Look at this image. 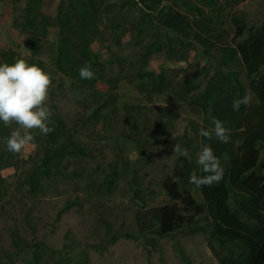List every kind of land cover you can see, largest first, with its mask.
<instances>
[{
    "label": "rangeland",
    "instance_id": "rangeland-1",
    "mask_svg": "<svg viewBox=\"0 0 264 264\" xmlns=\"http://www.w3.org/2000/svg\"><path fill=\"white\" fill-rule=\"evenodd\" d=\"M47 1L48 12L55 14L60 0ZM96 1L102 40L95 39L90 47L106 66L102 79L93 87L80 86L55 66L52 43L57 40L56 27L49 29L48 49L34 58L51 77L47 104L62 117L66 129H72L85 153L67 154L62 163L65 168L41 174L36 171L48 145L45 135L32 130L34 141L21 153L7 151V161L0 165V264H221L208 244L207 231L192 233L185 225L161 237L153 233L154 224L149 226L154 223L153 214L142 221L147 228L137 221L138 210L152 211L174 201L161 181L175 175V168H182L184 157L195 158L203 145L200 129H212L214 121L198 101V92L180 98L175 86L154 87L155 75L142 78L147 70L142 54L151 40L165 39L168 34L175 39L173 48L186 52L187 59L170 58L165 48L149 56V69L165 70L175 84L189 79L195 69L202 73L209 69L202 87L209 92L210 104H217L220 110L236 99L234 78L239 77L250 106L255 100L235 47L251 33L237 36L236 27L242 20L250 30L264 28V0H245L219 14L204 7L214 21V33H223L213 39L188 27L179 30L173 26L175 22L170 24L172 28H162V11L172 4L170 0L148 10L142 25L138 6L129 4L119 12L121 0ZM26 2L0 0V62L10 55L25 60L32 56L28 33L14 26L22 19ZM179 11H186L181 3ZM121 20L127 22L125 34L118 28ZM114 35L120 36V43ZM181 37L192 45H177ZM8 126L11 131H24L15 123ZM173 138L179 143L190 141L180 145L188 155L174 153ZM233 140L230 136L228 143L236 144ZM260 153L264 157V145ZM114 167L118 174L109 186L107 178ZM186 171L183 189L203 203L199 187L190 182L195 170ZM32 179L36 182L31 184ZM179 204L181 212L190 215ZM198 221L212 228L206 214ZM113 235L118 236L115 242ZM256 264H264V246Z\"/></svg>",
    "mask_w": 264,
    "mask_h": 264
},
{
    "label": "trees",
    "instance_id": "trees-1",
    "mask_svg": "<svg viewBox=\"0 0 264 264\" xmlns=\"http://www.w3.org/2000/svg\"><path fill=\"white\" fill-rule=\"evenodd\" d=\"M26 5L22 9L20 21H15L14 26L22 28L28 33V42L32 50L31 58L26 61L37 64L38 55L42 54L50 42H47V35L50 27L58 28L57 40L52 43L54 49L53 62L55 66L69 74L73 81H77L80 86L93 87L104 77L105 64L101 62L98 55L91 50V44L96 39L102 40V31L98 26L99 9L96 0H60L56 6V13L51 15L47 10L49 5L47 0H26ZM163 0H121L119 12L124 10L129 4L139 8L141 16H148V10H154ZM172 4L162 11V28H172L179 30L188 27L191 32L199 35H206L210 38L222 37L223 33L215 34L214 21L211 14L205 11L204 7H210L213 13H221L228 6L237 5L245 0H198L201 6L193 4L192 0H170ZM67 2V4H66ZM180 3L186 9L179 11ZM195 3V2H194ZM141 4V5H140ZM141 6V7H140ZM71 14H69L70 12ZM191 14V15H190ZM217 14H214L217 15ZM168 17H173L170 20ZM161 20V19H160ZM125 21L118 23V28L123 34L126 32ZM114 32L115 27H111ZM139 28H137L138 30ZM161 29V28H160ZM246 31L250 32V37L244 42H239L235 51L240 55L241 61L249 79V92L255 103L248 106L241 104L239 111H233L232 103L222 110L217 104H210L209 92L202 87L204 74L209 73L206 69L204 73L195 69L191 77L183 83L175 84L174 79L168 77L165 70L159 73L148 68V58L154 53H158L167 48L170 58L187 59L186 52L183 54L179 48L175 50L173 44L175 39L166 35L165 39H153L145 47L142 54V65L147 69L141 77L154 76L156 88H168L175 86L176 95L184 97L188 92H198L196 95L201 105L209 112L210 119H219L229 130L230 136L236 144L221 143L215 136L203 138L202 147L210 145L214 154L220 161L223 168V178L219 182L211 185L202 184L199 189L204 198L203 203H198L195 197L187 189H183L182 181L191 167L195 170L194 179L203 177L200 168L195 164V158L184 157V165L181 169L175 168V175H167L161 181V186L166 194L174 200L152 211L143 209L137 212V221L142 223L143 219L154 215V224L157 229L153 233L164 237L174 231L190 226L189 230L208 232V244L221 264H254L258 258L261 247L264 243V157L261 156V148L264 145V28L248 29L247 24L242 20L237 22L236 35L242 36ZM115 36V35H114ZM117 43L121 38L115 36ZM177 45L189 47L191 42L184 38L177 39ZM140 44V42L138 43ZM179 51V52H178ZM19 57V56H18ZM15 57L8 56L6 62H13ZM21 58V57H19ZM42 65V62H39ZM221 62H219L220 64ZM85 65L90 66L95 74L94 79L84 80L80 78L79 69ZM236 99L245 95V88L239 77L234 78ZM202 87V88H201ZM202 90H201V89ZM175 89V88H174ZM176 90V89H175ZM106 104L101 107L106 106ZM217 105V106H215ZM52 111V110H51ZM95 114V113H94ZM51 127L53 131L45 135L48 145L44 147V156L36 172L45 174L51 170L59 172V168L64 167L63 158L67 154H72L79 150L85 153V148L75 140L72 129H66V123L59 115L52 111ZM211 131V129L209 130ZM11 132L9 126L0 123V146L3 138ZM38 130H34V133ZM41 135V134H40ZM175 144H190L188 141L179 143L177 139H171ZM187 142V143H186ZM70 144L73 148H70ZM4 148V149H3ZM5 146L0 148V165L7 159ZM66 166V165H65ZM117 170L114 167L109 173L107 184L113 185ZM178 178V179H177ZM2 181V178H0ZM36 182L31 180V184ZM28 184V180L26 181ZM179 203L190 215H184ZM151 213V214H150ZM202 214L210 219L212 228L209 229L199 224L198 218ZM147 228L146 223H142ZM152 230V229H149ZM126 237L129 235L126 234ZM118 236L113 235V241Z\"/></svg>",
    "mask_w": 264,
    "mask_h": 264
},
{
    "label": "clouds",
    "instance_id": "clouds-1",
    "mask_svg": "<svg viewBox=\"0 0 264 264\" xmlns=\"http://www.w3.org/2000/svg\"><path fill=\"white\" fill-rule=\"evenodd\" d=\"M79 75L84 80H91L95 77L88 65L79 69ZM51 83L50 75L42 67L29 63L23 58H14L11 63L0 62V123L5 126L15 123L24 130L23 132L13 130L3 138L7 151L21 153L26 145L34 141L32 130H38L41 135H47L53 131L52 111L47 104ZM248 102L249 95L246 93L244 97L233 101V111H239L240 105ZM212 124L211 131L201 128L199 134L205 138L215 136L219 142L228 143L230 134L224 123L217 119ZM174 153L188 155L179 144L175 145ZM195 164L206 174L196 179L190 178V182L195 183L197 187L202 184L211 185L223 178L224 170L210 145L201 147L195 155ZM263 246L264 243L261 250ZM261 250L256 262L260 258Z\"/></svg>",
    "mask_w": 264,
    "mask_h": 264
}]
</instances>
